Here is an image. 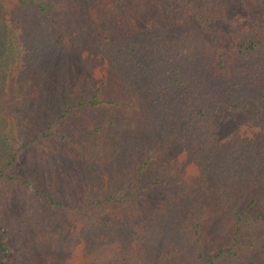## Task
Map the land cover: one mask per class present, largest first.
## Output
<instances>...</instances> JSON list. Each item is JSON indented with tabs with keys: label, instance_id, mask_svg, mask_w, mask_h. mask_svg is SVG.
Wrapping results in <instances>:
<instances>
[{
	"label": "rangeland",
	"instance_id": "obj_1",
	"mask_svg": "<svg viewBox=\"0 0 264 264\" xmlns=\"http://www.w3.org/2000/svg\"><path fill=\"white\" fill-rule=\"evenodd\" d=\"M221 4L0 0V33L18 11L29 21L30 34L13 41L18 51L37 30L49 42L36 68L25 51L9 59L0 35V213L10 264H183L228 244L239 217L249 222L221 264H264V180L228 165L256 129H222L217 166L207 171L180 142L185 132L165 122L174 111L150 104L139 75L125 77L100 49L155 20L159 31L142 40L154 60L198 51L195 39L207 40L214 24L222 36L234 27ZM130 48L140 68L137 52L147 53ZM202 80L183 95L208 88Z\"/></svg>",
	"mask_w": 264,
	"mask_h": 264
},
{
	"label": "trees",
	"instance_id": "obj_2",
	"mask_svg": "<svg viewBox=\"0 0 264 264\" xmlns=\"http://www.w3.org/2000/svg\"><path fill=\"white\" fill-rule=\"evenodd\" d=\"M216 1L223 2L220 6L226 10L227 17L223 22L234 27L225 28L227 34L222 36L219 34V24H214L207 40L195 39L198 51L180 50L175 56L166 57L164 54L163 58L156 57L154 60V52L150 53L142 40L143 37H149L152 41L151 34L155 32L154 29L158 28L159 31L161 22L155 20H151L139 31L129 29L128 34L123 35L125 39L128 38L127 41L118 40L119 42L107 44L100 49L109 63L111 62L110 66L120 69L125 77H128V72L135 77L139 75L137 83L148 87L146 90L150 104L161 106L164 112L174 111L171 117L167 116L165 122L171 121L172 126L185 132L186 138H180V142L197 153L207 171L212 170L213 165L217 166L214 153L219 148V132L222 129L229 130L242 123L255 128L252 137L245 136L240 146L235 145L241 150L235 158L228 161V165L234 174H251L264 180V0ZM239 12L245 14V19L237 18ZM14 17L11 24H5L6 33H0L8 37L5 40L11 52L9 59H18L19 54L26 52L27 61L37 68L36 65H41L42 53L49 42L44 35L39 37L41 32L37 30L31 41L26 40L24 50L20 48L18 51V44L15 45L14 42H18L23 35L30 34L29 21L21 11ZM0 27L2 28L1 25ZM117 32L119 31L113 32L114 35H120ZM131 46L135 50L142 48L147 53L144 56L140 53L143 51L137 52L140 68L133 63L135 57H132ZM205 77L208 79V88L200 93L189 91L185 93L187 95H183L184 90H194V83L204 80ZM174 93L182 96L172 98ZM158 99L161 101L158 102ZM72 109L73 106L69 105L66 114H61L59 118L52 117L46 122L45 129L50 131ZM254 138L260 141L261 146L255 144ZM209 162L212 164L208 165ZM0 176H3L2 172ZM262 217L264 216H260ZM248 222L249 219L245 218L244 222L239 217L232 240L228 244L210 250L207 254L199 251L194 261L183 264H221L220 261L235 252L237 243L244 235L243 227ZM8 238L6 222L0 213V264H10Z\"/></svg>",
	"mask_w": 264,
	"mask_h": 264
}]
</instances>
